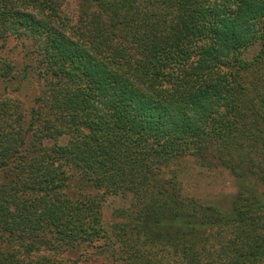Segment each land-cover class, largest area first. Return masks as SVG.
Segmentation results:
<instances>
[{
	"label": "trees",
	"instance_id": "obj_1",
	"mask_svg": "<svg viewBox=\"0 0 264 264\" xmlns=\"http://www.w3.org/2000/svg\"><path fill=\"white\" fill-rule=\"evenodd\" d=\"M67 1L0 0V264H264V0Z\"/></svg>",
	"mask_w": 264,
	"mask_h": 264
},
{
	"label": "rangeland",
	"instance_id": "obj_2",
	"mask_svg": "<svg viewBox=\"0 0 264 264\" xmlns=\"http://www.w3.org/2000/svg\"><path fill=\"white\" fill-rule=\"evenodd\" d=\"M77 0H68L64 5V15L73 19L75 16ZM1 44V43H0ZM0 56L13 61L16 64L23 62L27 56L23 57L20 41L11 37L4 46H0ZM14 78L5 83L0 80V98L9 97L21 103L22 109L27 112L33 106V99L38 94L39 82L35 84H25L20 90H15ZM183 170L184 187L188 194L197 197L202 202L212 203L216 201L226 202L236 190V181L223 169H206L199 167L192 160L181 163ZM118 200L108 198L103 207L104 222H111V208ZM227 203V202H226ZM92 250H88L91 252ZM81 263V262H79ZM81 264H106L100 259H90Z\"/></svg>",
	"mask_w": 264,
	"mask_h": 264
}]
</instances>
